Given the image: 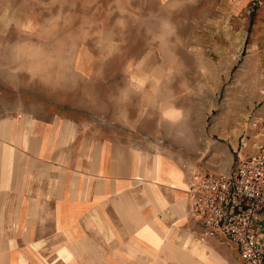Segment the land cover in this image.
Segmentation results:
<instances>
[{
  "label": "rangeland",
  "instance_id": "374dc122",
  "mask_svg": "<svg viewBox=\"0 0 264 264\" xmlns=\"http://www.w3.org/2000/svg\"><path fill=\"white\" fill-rule=\"evenodd\" d=\"M262 1L0 0V114L69 123L77 146L158 141L193 183L228 173L256 152ZM216 239L223 257L206 246L202 258L243 264Z\"/></svg>",
  "mask_w": 264,
  "mask_h": 264
},
{
  "label": "crops",
  "instance_id": "0c3cea01",
  "mask_svg": "<svg viewBox=\"0 0 264 264\" xmlns=\"http://www.w3.org/2000/svg\"><path fill=\"white\" fill-rule=\"evenodd\" d=\"M60 124L0 114V264H212L206 246L222 256L193 220L184 159L121 136L77 146Z\"/></svg>",
  "mask_w": 264,
  "mask_h": 264
},
{
  "label": "built area",
  "instance_id": "2783aa9c",
  "mask_svg": "<svg viewBox=\"0 0 264 264\" xmlns=\"http://www.w3.org/2000/svg\"><path fill=\"white\" fill-rule=\"evenodd\" d=\"M262 111L254 117L256 152L228 173H201L190 195L195 219L209 238L224 237L238 247L243 264H264V86Z\"/></svg>",
  "mask_w": 264,
  "mask_h": 264
},
{
  "label": "bare ground",
  "instance_id": "6f19581e",
  "mask_svg": "<svg viewBox=\"0 0 264 264\" xmlns=\"http://www.w3.org/2000/svg\"><path fill=\"white\" fill-rule=\"evenodd\" d=\"M197 248V247H196ZM196 250V249H195ZM197 251V250H196ZM212 264H218V262L216 260H211Z\"/></svg>",
  "mask_w": 264,
  "mask_h": 264
}]
</instances>
